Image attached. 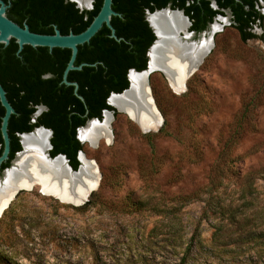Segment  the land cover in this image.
Masks as SVG:
<instances>
[{
	"label": "rangeland",
	"instance_id": "374dc122",
	"mask_svg": "<svg viewBox=\"0 0 264 264\" xmlns=\"http://www.w3.org/2000/svg\"><path fill=\"white\" fill-rule=\"evenodd\" d=\"M258 9L264 15V0ZM224 19L212 23L218 24L210 35L212 47L186 80L184 92H173L157 71L149 75L163 118L161 131L150 132V141L118 113L109 124V142L82 143L83 156L100 173L95 205L76 210L38 186L16 194L0 214V264H177L195 229L200 241L186 264H264V235L256 242L241 236L226 248L214 245L217 219L202 217L201 201L193 200L178 214L183 228L179 247L162 227L166 218L150 210L154 204H170L174 195L204 188L215 166L230 172L224 186L233 198L238 196L235 172L264 168V17L250 30L256 37L245 41L230 25V16ZM252 98L253 110L234 134L242 105ZM229 138H234L227 149L231 162L218 166ZM256 188L253 210L260 233L264 177ZM131 202L132 208L127 206Z\"/></svg>",
	"mask_w": 264,
	"mask_h": 264
},
{
	"label": "trees",
	"instance_id": "16d2710c",
	"mask_svg": "<svg viewBox=\"0 0 264 264\" xmlns=\"http://www.w3.org/2000/svg\"><path fill=\"white\" fill-rule=\"evenodd\" d=\"M8 3L7 16L14 22L22 25L26 23L29 29L36 33L52 34L54 27L60 33H79L84 30L98 12L102 0H92V8L82 10L75 3L68 0H4ZM218 8H213L212 0H112L111 7L119 13L111 17V24L115 34L120 37L116 40L110 36V30L103 25L89 42L78 46L74 65L83 62L79 70H70L68 81L78 83L77 93L84 100L79 99L73 91V85L62 82V72L70 56L67 48L31 47L24 45L17 52V44L13 39L7 45L0 43V83L7 89V99L15 109L8 121V134L10 137V153L12 157L21 149L17 133L29 132L34 127L43 125L52 129L50 138V155L61 153L68 160L72 169H77L79 161L77 152L82 150V143L75 137V127L83 125L87 118L101 119V111L107 109L117 112L113 106L106 102L111 92L120 93L127 88V70L134 68L140 71L146 66V51L154 40V34L145 20V10L150 12L165 7L182 9L189 18L190 30L202 31L208 22L216 15H225L223 9L231 13V26L237 31L242 41L255 38L250 30L259 23L264 15L259 11L260 0H214ZM263 1V0H262ZM57 65L58 72L55 77L42 79L39 77V68L43 65ZM161 75V73H159ZM6 95V96H7ZM252 99L244 102L233 124V133L241 131L248 114L253 110ZM43 103L47 109L32 123L30 114L35 105ZM4 108L0 104V118ZM87 112L84 116L83 114ZM9 128L16 135L10 133ZM161 131V130H159ZM147 140L153 134L142 133ZM234 138H229L218 156V166L231 162L228 147ZM0 152L2 138L0 133ZM223 172L215 166L210 181L204 188L191 194H177L170 198V204L158 206L154 204L150 210L153 214L166 218L162 227L167 229L169 237L176 247L182 244V224L179 218L180 210L192 202H203L202 217H214L211 241L214 245L226 248L233 245L241 237H249L256 242L260 233L256 231L258 223L257 212L253 206L257 198L256 182L264 177V168L251 169L244 173H236V198L225 194L227 187L224 180L228 179L229 171ZM95 193L76 210H85L95 205ZM239 200V203H235ZM134 203H128L133 207ZM139 208V204H136ZM141 209V208H140ZM211 215V216H210ZM153 230V229H152ZM199 233L195 229L183 248L182 255L178 257L177 264H186L193 245L199 243ZM184 243V242H183Z\"/></svg>",
	"mask_w": 264,
	"mask_h": 264
},
{
	"label": "water",
	"instance_id": "95a60500",
	"mask_svg": "<svg viewBox=\"0 0 264 264\" xmlns=\"http://www.w3.org/2000/svg\"><path fill=\"white\" fill-rule=\"evenodd\" d=\"M68 1H72L75 3L76 7L79 9V11L82 10H89L92 8V0L90 3L89 7H82L80 6L75 0H68ZM112 4V0H102L101 2V6L98 10V12L96 13V15L92 18V20L90 21V23L87 25V27L82 30L79 33H73V32H68L67 34H62L60 33V31L54 27V31L52 34H43V33H36L33 32L29 29L28 25L26 23H23L22 25H19L18 23L14 22L12 19H10L7 14V8H8V3H6L4 0H0V43L3 45H7L11 39H13L15 41V43L17 44V52H19L24 45H29L31 47H47L49 50H51L52 48H67L70 50V56L69 59L67 61V64L62 72V82L66 85H73V91L74 94L81 100H83V97L81 95H79L77 93V88H78V84L76 82H71L67 80V74L70 70H79L81 69V67L83 65H87L88 63H81L79 65H74V61L76 59V55H77V51H78V46L82 45L84 43H87L90 41V39L100 30V28L105 25L109 30H110V36L113 37L116 40H120V37H117L115 34V29L111 24V17L115 16V15H119V13H117L116 11H114L111 7ZM176 12L177 14H179L182 18H185L187 21V25L186 27H182L179 28L175 31H170L168 34H165V42L169 43H175V44H185V43H190V42H196L199 37L202 35V32H195L193 30H189V27L191 25L190 20L188 19V17L184 14L182 9H172L169 5L159 8V9H155L154 11L150 12L149 10L145 11V20L148 23V26L150 27V29L152 30L153 34H154V40L151 43V45L148 47L147 50V65L146 68L141 70V71H137L135 69L130 68L127 72V79H128V86L127 88H125L124 90H122L120 93H115V92H111L107 98H106V102L113 106V108L119 112L122 113L124 115L127 116L128 119H130L132 122H134L138 128L140 129V131L142 133H150V132H157L160 128V126L163 124V118L159 112V110L157 109L154 99L152 97L151 94V88L149 86V75L154 72L157 71L159 73L162 74V76L165 78L167 84L169 85V87L172 89L173 92L175 93H182L185 90V85L183 86L182 89H174L171 83V78H175V77H180L182 80L185 81V79L189 78L193 72L197 69L198 65L200 63H197V65L194 67H187L184 71L182 72H178L175 69V64L178 63V61H181L182 58L178 57L175 58L173 56H171L170 54H168L167 52L163 51V53L160 54V64L155 67V68H150L149 62H150V53L153 49V47L156 45V43L162 39H159V34L157 33L156 29L154 28V26L151 23L150 17L157 15V14H172ZM229 15L230 13L226 11L225 15H216L215 18L213 19V22H215V19H219L224 18L225 16ZM212 24V23H211ZM209 24V26L211 25ZM214 34V33H213ZM213 34L211 35V37L213 36ZM194 35H196V38H194ZM162 52V50H161ZM177 60V61H176ZM203 58L200 60L202 61ZM197 61V60H196ZM193 62L194 63H196ZM192 64V65H193ZM136 73V74H140L143 76V85H144V99H143V106L139 105V107H134L131 106L133 108H125L122 106H114L113 104H111L109 102L111 96L113 95H121L126 93L127 91L130 90L131 87V82L129 80V74L130 73ZM0 104L1 106L4 108V112L3 115L1 116V121H0V133H1V138H2V151L0 153V164L4 161L7 160L8 158V153H9V144H10V137L8 135V121L9 118L12 114L15 113V109L14 107L11 105V103L8 101L7 96H6V91L3 88V86L0 83ZM145 107V108H144ZM43 109L42 106H38L37 107V112H35V115H37L38 113H40V111ZM145 110H147L151 115L158 117V120L153 122H147V115L145 114ZM105 113H108L111 117V119L113 118V111L104 109L102 111L101 114V119L98 118H87L84 125L80 126L77 128V132H76V137L78 139V141L80 143L83 142H87L85 140H81L78 136V130L80 128L85 127L87 124L89 123H101L102 119L105 115ZM108 128H109V124H108ZM37 129H42V130H46L49 133V138H48V148L46 153L44 154V157L48 160H53L56 157H61L63 159V161L65 162V166L67 168L68 173L70 174H76L82 163L80 160V156L83 155L82 151H78L77 153V159L79 161V165L77 167V169H72V167L68 164V160L65 157L64 154L58 153L56 155H54L53 157L50 155L49 151L51 149V143H50V138H51V130L39 125L37 127H34L31 131L29 132H22L19 133V137H20V144H21V149L15 153V157L14 159L11 161V165L10 167H6L3 169V177L5 176L6 172L8 170H10L12 167L15 166V161L17 160L19 154L23 151V145L21 142V138L23 135L26 134H30L33 131L37 130ZM109 134L111 136V131L109 130ZM99 138L96 139V141L94 142V144H91L90 141H88V143L90 144V146H95L98 142ZM93 161V160H92ZM95 168H96V173L98 175V178L100 179V173L97 169V166L95 164V162L93 161ZM97 187V186H96ZM96 188H92L88 194V197H86L84 200H81L80 202H66L63 201L61 198L56 197L54 195H51L53 198L57 199L60 202L66 203V204H70L74 207H79L81 205H83L89 198L90 194L95 190ZM25 190L24 188H19L18 190L15 191V193L12 195V198L10 199V201L16 196V194L19 191ZM10 201H8V203L6 204V207L9 205ZM3 212V210H0V214Z\"/></svg>",
	"mask_w": 264,
	"mask_h": 264
},
{
	"label": "bare ground",
	"instance_id": "6f19581e",
	"mask_svg": "<svg viewBox=\"0 0 264 264\" xmlns=\"http://www.w3.org/2000/svg\"><path fill=\"white\" fill-rule=\"evenodd\" d=\"M82 7H89L90 0H75ZM224 21V18H219ZM151 23L159 34L158 41L150 53V68H155L160 64V54L167 52L175 58H182L175 64V69L180 73L187 67H195L207 52L211 49L212 43L210 35L218 28V24H211L208 32L202 33L196 42L185 44H175L165 42V34L175 31L179 28L186 27L187 21L176 12L172 14H157L150 17ZM162 50V52H161ZM179 59V58H178ZM197 60V61H196ZM177 61V60H176ZM193 64V62H195ZM193 64V65H192ZM199 66V65H198ZM187 68V69H188ZM188 79V78H187ZM182 80L179 76L171 78L174 89H182L186 80ZM131 82L130 90L121 95L111 96L109 102L114 106H122L133 108L143 104L144 85L143 76L136 73L129 74ZM145 108V107H144ZM147 122H155L158 117L151 115L145 110ZM111 117L105 113L101 123H89L85 127L79 129L78 136L81 140L90 141L94 144L97 138L107 142L110 140L108 124ZM49 133L46 130L37 129L30 134L23 135L21 142L23 151L19 154L15 161V166L8 170L0 181V210L6 208V204L12 198V195L19 188L30 190L34 186H38L40 192L45 195H54L66 202H80L88 197L92 188H97L99 178L96 168L91 159L80 156L81 167L76 174H70L67 171L65 162L61 157L48 160L44 154L48 148ZM96 190V189H95Z\"/></svg>",
	"mask_w": 264,
	"mask_h": 264
},
{
	"label": "flooded vegetation",
	"instance_id": "af4514ba",
	"mask_svg": "<svg viewBox=\"0 0 264 264\" xmlns=\"http://www.w3.org/2000/svg\"><path fill=\"white\" fill-rule=\"evenodd\" d=\"M262 0H260V2H261ZM260 2H259V4H260ZM167 5H169V4H167ZM166 5V6H167ZM211 5H212V7L213 8H218L217 7V5H216V3H215V1L214 0H212V2H211ZM170 6V5H169ZM146 11V10H145ZM223 11H224V13H226V11L227 12H229L230 13V10L229 9H223ZM144 17H145V13H144ZM215 17H213V19H214ZM230 18H231V13H230ZM189 19V18H188ZM213 19L210 21V22H208L207 23V25H206V27L203 29V30H205L208 26H209V24H211V23H213ZM191 23V22H190ZM211 26V25H210ZM29 27V26H28ZM189 30H190V28H189ZM202 30V31H203ZM193 31H195V30H193ZM196 33H197V31H195ZM199 32H201V31H199ZM151 45V44H150ZM147 50H148V48H147ZM146 58H147V60H148V57H147V51H146ZM83 63H86V62H83ZM146 65H147V61H146ZM58 66L57 65H49V64H47V65H43L42 67H40L39 68V71H38V73H39V77L40 78H42V79H48V78H51V77H55L56 75H57V72H58ZM145 68H146V66H145ZM144 68V69H145ZM130 69V68H129ZM128 69V70H129ZM132 69H134V68H132ZM128 70H127V72H128ZM136 70V69H135ZM143 70V69H142ZM141 71V70H140ZM126 76H127V73H126ZM128 80V79H127ZM73 82V81H72ZM75 82V81H74ZM148 82H149V79H148ZM77 83V82H76ZM78 84V83H77ZM150 86V85H149ZM5 91H6V95H7V92H8V90L5 88ZM7 97H8V95H7ZM84 100V99H83ZM38 106H42L43 107V109L40 111V113H38L37 115H35V112H37V107ZM47 109V106L45 105V104H43V103H38L37 105H35V109H34V111L30 114V117H29V121L30 122H32V123H34L37 119H38V117L41 115V113L42 112H44L45 110ZM104 110V109H103ZM102 110V111H103ZM102 111H101V114H102ZM87 114V112H85L83 115L85 116ZM90 118V117H89ZM92 118H96V117H92ZM0 121H1V118H0ZM84 125V124H83ZM43 126V125H42ZM80 126H82V125H77L76 127H75V137H76V132H77V128L78 127H80ZM47 128V127H46ZM48 129H50V128H48ZM81 129V128H80ZM51 130V132H52V129H50ZM9 131H10V133H12L13 135H16L15 134V132L14 131H12L11 130V128H9ZM79 131V130H78ZM53 133V132H52ZM9 135V134H8ZM17 136L19 137V133H17ZM51 136H52V134H51ZM77 138V137H76ZM19 142H20V137H19ZM21 145V144H20ZM0 146H1V144H0ZM2 151V150H1ZM80 151V150H79ZM18 152V151H17ZM1 153V152H0ZM9 153H10V144H9ZM9 153H8V158H7V160L6 161H4V162H2L1 164H0V181H3V169L4 168H6V167H10V165H11V161L14 159V157H15V154L12 156V157H10L9 156ZM78 153V152H77Z\"/></svg>",
	"mask_w": 264,
	"mask_h": 264
}]
</instances>
